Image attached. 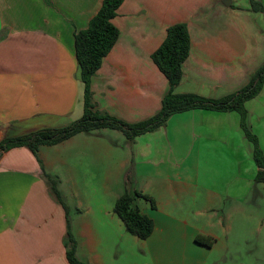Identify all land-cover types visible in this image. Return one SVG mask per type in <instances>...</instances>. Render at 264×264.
<instances>
[{"label":"crops","instance_id":"1","mask_svg":"<svg viewBox=\"0 0 264 264\" xmlns=\"http://www.w3.org/2000/svg\"><path fill=\"white\" fill-rule=\"evenodd\" d=\"M101 3L0 0V141L80 117L83 86L74 34L87 27ZM112 21L119 34L91 77L92 102L128 123L161 108L168 81L151 54L171 24L186 22L190 35L177 93L220 98L245 86L264 63V16L251 11L248 0H123ZM229 140L250 142L238 112L192 109L133 140L106 128L42 145L38 158L26 146L10 148L0 156V264H70L64 245L67 219L76 256L87 264H103L100 249L119 245L120 239H133L146 264H209L211 257L218 264L223 255L216 253L212 229L224 226L223 215L214 212L226 193L200 182L210 184L216 177L214 163L217 168L226 157L218 146ZM44 172L59 182L67 178L74 194L69 212L50 194ZM126 189L154 200L152 206L142 197L134 199L153 221L144 240L130 234L114 212ZM200 189L207 193L206 203L194 207L193 218L182 215L185 198L196 205ZM59 190L64 197L60 184ZM197 235L211 243L196 242Z\"/></svg>","mask_w":264,"mask_h":264},{"label":"trees","instance_id":"2","mask_svg":"<svg viewBox=\"0 0 264 264\" xmlns=\"http://www.w3.org/2000/svg\"><path fill=\"white\" fill-rule=\"evenodd\" d=\"M122 1L102 0L99 10L89 20L87 27L74 34L78 78L83 86V111L80 117L63 127L42 128L26 135L6 137L0 141V156L10 148L26 146L38 158V150L42 145H54L80 132H92L106 128L119 130L126 138L133 140L140 134L153 131L164 125L171 115L192 109L236 111L240 115V127L245 137L252 143V155L258 167L255 180L264 184V157L256 135L250 131L246 124L247 111L244 107L245 102L255 97L263 87L264 63L252 72L245 86L220 98L205 97L194 92H175V88L183 76L182 65L190 52V35L186 22L169 25L166 28L163 41L151 54L152 61L168 81V91L164 94L161 108L156 114L136 123H128L95 109L90 81L100 67L102 59L118 38L119 30L112 19L116 16ZM248 2L251 11L261 12L264 16V5L260 0H248ZM43 176L52 197L67 212L66 205L60 199L57 180H54V177L46 172ZM138 196L148 200L152 206L154 205V200L150 196L138 191L129 192L126 189L116 199L114 212L130 234L144 240L152 233L153 221L134 204V199ZM195 240L207 245L211 243L209 237L202 235H197ZM64 245L70 264H85L76 256V242L68 219Z\"/></svg>","mask_w":264,"mask_h":264},{"label":"rangeland","instance_id":"3","mask_svg":"<svg viewBox=\"0 0 264 264\" xmlns=\"http://www.w3.org/2000/svg\"><path fill=\"white\" fill-rule=\"evenodd\" d=\"M260 1L264 5V0ZM198 28H203V26ZM244 107L248 113V115L246 114V124L250 131L256 135L264 157V84L260 92L248 100ZM248 144L229 140L225 146H218L217 152L225 153L226 157L221 160V164L217 168L214 163L217 175L212 178L210 184L203 180L200 182L205 187L214 183L226 193L223 195L224 199L220 201V207L214 212L223 215L224 226L215 225L216 227L212 229L217 235L216 253L218 256L223 255L218 264H264V184L255 180L258 167L253 159L252 143ZM55 169L59 175H63L61 168L56 167ZM59 179L61 182L54 178L57 180L58 190L59 184L63 186L65 195L63 197L59 190L60 199L69 212L70 206L74 205V194L69 187L67 178L61 176ZM198 194L200 204L197 202L196 205H191L192 200L185 198L184 206L179 210L182 215L193 218L194 207H201V203H206V191L200 189ZM69 224L71 232H73L70 220ZM202 227L207 226L203 224ZM118 241L119 245H112V248L109 245L105 251L100 249L103 254V264L147 263L146 256L133 239L130 242L121 239ZM104 243L106 244V242ZM83 259L85 261L86 257ZM213 260L214 257H211L209 264H214Z\"/></svg>","mask_w":264,"mask_h":264}]
</instances>
